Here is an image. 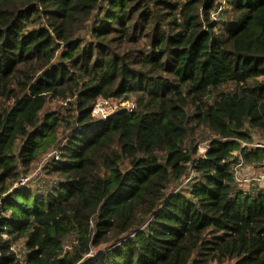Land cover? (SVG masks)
Instances as JSON below:
<instances>
[{"label":"trees","instance_id":"16d2710c","mask_svg":"<svg viewBox=\"0 0 264 264\" xmlns=\"http://www.w3.org/2000/svg\"><path fill=\"white\" fill-rule=\"evenodd\" d=\"M255 133L264 0H0V264H264Z\"/></svg>","mask_w":264,"mask_h":264},{"label":"rangeland","instance_id":"374dc122","mask_svg":"<svg viewBox=\"0 0 264 264\" xmlns=\"http://www.w3.org/2000/svg\"><path fill=\"white\" fill-rule=\"evenodd\" d=\"M98 106H101L100 112L98 113V109L95 112V116L98 118L101 115L105 114L108 115L110 114L114 109L121 107L122 104L120 105L116 101H101ZM199 131L198 133H200ZM214 138L213 134H211L209 131H206L205 134H198L197 137V142L200 147V151L206 150L208 147V144L210 140ZM264 141V138H261L259 134L255 133L253 135V140L248 143L247 145L252 146L253 144ZM243 143L242 146H244ZM237 153V152H236ZM50 161V156L49 158L46 157L42 159V161L39 164H36L34 167H32L30 174H29V181H26L27 186L29 188L34 189L37 192L43 191L44 183L49 182V179L46 180L45 177V166L46 163ZM264 164L262 165H254L248 161H245V164L243 168L240 169V178H241V183H240V190L244 193H252V191L256 189H261L264 188ZM260 179L261 182L258 180ZM19 185H22V181L19 183H16V186L19 187ZM13 250L23 258L24 253H25V248L24 244L22 242H19L15 244L13 247Z\"/></svg>","mask_w":264,"mask_h":264},{"label":"built area","instance_id":"2783aa9c","mask_svg":"<svg viewBox=\"0 0 264 264\" xmlns=\"http://www.w3.org/2000/svg\"><path fill=\"white\" fill-rule=\"evenodd\" d=\"M123 106H125V107H127L129 109H133L135 107V105L133 103H125V104H123ZM100 108H101V106H97V108L94 111V115H95V112L97 111V109H98V113L100 112ZM101 116L105 117L106 115L103 114ZM246 146L248 148H250V149H252V148L264 149V141L257 142L255 144H253L252 146H249L247 144H244V147H246ZM235 155L238 158L237 159V165L235 166V178H236L237 183L240 186V183L242 181L241 178H240V169L243 168V166L245 164V160H244V158L239 153H235ZM263 179H264V177H263ZM258 180L261 182L260 179H258ZM26 181H28V179L22 180V184H25Z\"/></svg>","mask_w":264,"mask_h":264}]
</instances>
